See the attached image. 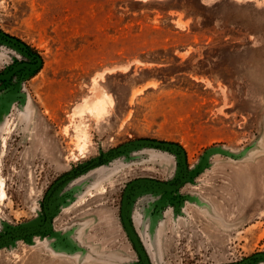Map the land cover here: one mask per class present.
<instances>
[{
	"label": "rangeland",
	"instance_id": "rangeland-1",
	"mask_svg": "<svg viewBox=\"0 0 264 264\" xmlns=\"http://www.w3.org/2000/svg\"><path fill=\"white\" fill-rule=\"evenodd\" d=\"M0 31V73L40 60L0 80V264H142L123 190L181 167L137 139L191 173L131 190L153 264H264V0H0Z\"/></svg>",
	"mask_w": 264,
	"mask_h": 264
},
{
	"label": "water",
	"instance_id": "water-1",
	"mask_svg": "<svg viewBox=\"0 0 264 264\" xmlns=\"http://www.w3.org/2000/svg\"><path fill=\"white\" fill-rule=\"evenodd\" d=\"M0 36L5 38L6 40H9L10 42L17 43L23 47L25 46L23 42L21 41L19 42V40L16 37L11 36L7 33L0 31ZM39 65H40L39 59L36 60L35 62H27V61L19 62L16 65H14L11 69H9L8 71L4 73H0V80L10 79L12 75L16 73L18 70H20L21 68H26L28 70H31V69L37 68ZM131 146H150V147H155V148L175 150V151H178L179 158H180L181 178L178 182L166 183V182L159 181L156 179H151V178H138V179H134L130 181L125 186L123 193H122L121 203H120L121 223L123 227L125 228L127 235L141 263L150 264L149 259L145 251L143 250L139 242V239L132 227L130 219H129L128 205H129V197H130L131 190L138 185H150L152 187H157L159 189L167 191L168 192L167 196H170V193L172 191L177 190L191 177V173L188 171L185 152L179 149L175 143L167 142V141H160L156 139H137V140H134L128 143L126 147H131ZM123 148L124 147L117 148L114 152L121 151Z\"/></svg>",
	"mask_w": 264,
	"mask_h": 264
},
{
	"label": "crops",
	"instance_id": "crops-1",
	"mask_svg": "<svg viewBox=\"0 0 264 264\" xmlns=\"http://www.w3.org/2000/svg\"><path fill=\"white\" fill-rule=\"evenodd\" d=\"M72 182L78 181L72 180ZM152 193V191L145 189H134L130 195L128 207L130 222L143 250L149 258L150 264L155 262L152 260V256L158 255L156 245L160 236L159 227L162 223L161 210L159 208L160 200L157 197H153Z\"/></svg>",
	"mask_w": 264,
	"mask_h": 264
},
{
	"label": "bare ground",
	"instance_id": "bare-ground-1",
	"mask_svg": "<svg viewBox=\"0 0 264 264\" xmlns=\"http://www.w3.org/2000/svg\"><path fill=\"white\" fill-rule=\"evenodd\" d=\"M87 101V100H86ZM90 102V101H89ZM91 103V102H90ZM100 100H95V102H93V106L92 108H97V109H101V104H100ZM85 106V105H84ZM81 109V108H80ZM2 182V181H1ZM4 193V192H3Z\"/></svg>",
	"mask_w": 264,
	"mask_h": 264
},
{
	"label": "flooded vegetation",
	"instance_id": "flooded-vegetation-1",
	"mask_svg": "<svg viewBox=\"0 0 264 264\" xmlns=\"http://www.w3.org/2000/svg\"><path fill=\"white\" fill-rule=\"evenodd\" d=\"M35 61H36V60H35ZM35 61H31V60H30L29 62H35ZM14 74H15V73H14ZM14 74H13V75H14ZM13 75H12V76H13Z\"/></svg>",
	"mask_w": 264,
	"mask_h": 264
}]
</instances>
